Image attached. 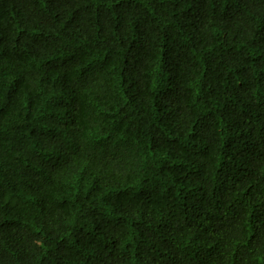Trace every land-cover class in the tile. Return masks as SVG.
<instances>
[{
	"label": "trees",
	"instance_id": "obj_1",
	"mask_svg": "<svg viewBox=\"0 0 264 264\" xmlns=\"http://www.w3.org/2000/svg\"><path fill=\"white\" fill-rule=\"evenodd\" d=\"M0 264H264V0H0Z\"/></svg>",
	"mask_w": 264,
	"mask_h": 264
}]
</instances>
